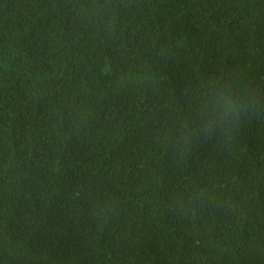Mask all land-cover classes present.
Listing matches in <instances>:
<instances>
[{
    "label": "trees",
    "instance_id": "obj_1",
    "mask_svg": "<svg viewBox=\"0 0 264 264\" xmlns=\"http://www.w3.org/2000/svg\"><path fill=\"white\" fill-rule=\"evenodd\" d=\"M0 264H264V0H0Z\"/></svg>",
    "mask_w": 264,
    "mask_h": 264
}]
</instances>
